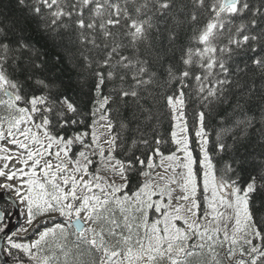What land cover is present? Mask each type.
<instances>
[{"label":"snow or ice","instance_id":"6c2138e0","mask_svg":"<svg viewBox=\"0 0 264 264\" xmlns=\"http://www.w3.org/2000/svg\"><path fill=\"white\" fill-rule=\"evenodd\" d=\"M0 264H264V0H0Z\"/></svg>","mask_w":264,"mask_h":264},{"label":"trees","instance_id":"16d2710c","mask_svg":"<svg viewBox=\"0 0 264 264\" xmlns=\"http://www.w3.org/2000/svg\"><path fill=\"white\" fill-rule=\"evenodd\" d=\"M161 107H162V105H161ZM189 107H191V105ZM190 115H193V114H190ZM171 127H172L171 122L168 118L167 112L165 111L161 117V122L157 125L160 136H162L164 139L169 141V143L161 145V150L164 151L165 153L175 149V145H173L170 142V140H171V138H170ZM189 133H190V135H193L192 120L191 119L189 120ZM194 155H195V153H194ZM139 179H141V178L133 176L132 182L130 183L129 187L133 188L135 186L137 180H139Z\"/></svg>","mask_w":264,"mask_h":264},{"label":"water","instance_id":"95a60500","mask_svg":"<svg viewBox=\"0 0 264 264\" xmlns=\"http://www.w3.org/2000/svg\"><path fill=\"white\" fill-rule=\"evenodd\" d=\"M20 219H21V218H19V221H20ZM11 225L18 226V221H17V219H16V222H15V224H12V223H11Z\"/></svg>","mask_w":264,"mask_h":264},{"label":"flooded vegetation","instance_id":"af4514ba","mask_svg":"<svg viewBox=\"0 0 264 264\" xmlns=\"http://www.w3.org/2000/svg\"><path fill=\"white\" fill-rule=\"evenodd\" d=\"M15 221H16V218H13V220L10 222V224L14 223Z\"/></svg>","mask_w":264,"mask_h":264},{"label":"rangeland","instance_id":"374dc122","mask_svg":"<svg viewBox=\"0 0 264 264\" xmlns=\"http://www.w3.org/2000/svg\"><path fill=\"white\" fill-rule=\"evenodd\" d=\"M23 222V218L21 217V222L20 223H22Z\"/></svg>","mask_w":264,"mask_h":264}]
</instances>
